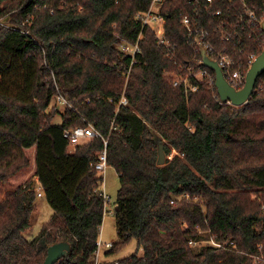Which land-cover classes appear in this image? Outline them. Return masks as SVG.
I'll return each mask as SVG.
<instances>
[{
    "label": "trees",
    "instance_id": "trees-1",
    "mask_svg": "<svg viewBox=\"0 0 264 264\" xmlns=\"http://www.w3.org/2000/svg\"><path fill=\"white\" fill-rule=\"evenodd\" d=\"M150 3L0 0V264H42L61 241L70 251L56 264H95L104 198L92 163L103 138L120 183L118 241L106 254L134 240L141 253L121 263L264 264V73L245 104L221 103L196 48L204 35L212 58L245 74L264 47V0H214L211 10L165 0L163 43L136 17ZM245 6L254 24L242 21ZM126 41L140 47L133 64ZM57 95L69 102L60 122ZM88 124L103 138L70 152L63 131ZM159 142L165 156L177 152L162 165ZM36 186L54 213L28 238Z\"/></svg>",
    "mask_w": 264,
    "mask_h": 264
},
{
    "label": "built area",
    "instance_id": "built-area-1",
    "mask_svg": "<svg viewBox=\"0 0 264 264\" xmlns=\"http://www.w3.org/2000/svg\"><path fill=\"white\" fill-rule=\"evenodd\" d=\"M206 1H207V5L205 6V8L207 10H211V8L213 7L214 0H206ZM219 1H222V2L228 1L229 3H233L234 0H219ZM240 1L243 4H245L244 3L245 0H240ZM164 3H165V0H151L150 6L148 7L147 10H145L143 12H138L136 14V17L141 21L142 27H149L150 29H152L154 34L156 35L157 39L161 43L164 42L163 35H164V25L166 22V18L161 11V8L163 7ZM220 14H221V9H216V10L211 12V15L213 17H217ZM244 15L246 16L247 20L243 19ZM241 18H242V21H244V23L248 22L250 24H252V23L254 24V22H256L257 16H256L253 8L245 6L244 7V14H241ZM182 22L186 26L188 31L191 33L192 27L190 26L189 18L187 16H183ZM236 33L237 32L235 31V34ZM196 39H198L199 42H201L204 46H206L207 50H208L209 43H205V44L203 43V41L205 39L204 35L196 36ZM196 48H198L197 43H196ZM120 49L123 52H125L131 56V64H133L136 61V55H137V53L140 52V47H139L138 41L122 42L120 44ZM253 59L250 60V63ZM218 62L220 63V65H222L223 72H224V69L226 70L224 72V76L226 77L228 82L230 84H232L234 87L240 88L244 83L245 74H242L240 70L231 71L230 67H231L233 62L226 55L221 54L220 60ZM250 63H249V65H250ZM129 70L130 69H128L126 71V75H128ZM200 74L206 75L204 70H202ZM182 82L185 83L186 79L175 78L173 80L174 85H178ZM195 88L196 87H192V89H195ZM51 104H56L57 108H59L60 106L63 108L66 106H69L68 100L65 99L64 97L60 96V95L54 96L51 100ZM118 104L119 105L127 104V99L123 94H122V97L120 98ZM63 137H65L68 140L70 145L75 146L76 144L81 143V142L86 141V140H89L93 137H102V135L92 124H88L86 126H80L79 125V126H75V127L69 128V129H65L63 131ZM103 144H104L103 149L99 152L97 160L94 163H92L94 169L97 171V174H99V175L104 172V169L108 165L107 164V151H106L107 141L104 138H103ZM36 190H37V196H41L43 194V190L41 189L40 186H36ZM102 196L104 198V212H105V211H108V210H105V204H106V202L109 201V197L107 195H105V193L103 191H102ZM95 245H96V248L94 251V261H95V264H101L102 261H100V253H101L102 247H104L106 249H110L113 246V243L112 242H102L98 236V238L95 242ZM217 245H219V244H217ZM111 264H124V263H121L118 259H115L111 262Z\"/></svg>",
    "mask_w": 264,
    "mask_h": 264
},
{
    "label": "rangeland",
    "instance_id": "rangeland-1",
    "mask_svg": "<svg viewBox=\"0 0 264 264\" xmlns=\"http://www.w3.org/2000/svg\"><path fill=\"white\" fill-rule=\"evenodd\" d=\"M198 77L200 78L199 75ZM58 111L59 114L55 115L53 118L54 122L61 121L60 114L63 112V107L60 106L58 108ZM74 147V145H69V151H73ZM175 154H177V152L172 149L171 152L166 155V159L172 158ZM100 175H102V184L100 185V188L105 193V195L109 197V201L105 204V210L108 211H105L103 215L99 239L102 242L115 243L118 241V237L116 235L113 210L115 208L116 194L120 186L119 175L114 167L109 165L106 166L104 172ZM53 213V209L47 202L45 195L42 194L41 196H36L35 206L31 214V227L29 230L24 232L26 237L33 238L34 236H36L40 232L43 223L49 220L52 217ZM205 242L206 241H202L201 243ZM106 251H108V249L102 247L100 253V261H112L115 259L124 258L135 251H138V253L140 254L141 248H138L136 242L134 240H131L122 248L111 254H106Z\"/></svg>",
    "mask_w": 264,
    "mask_h": 264
},
{
    "label": "water",
    "instance_id": "water-1",
    "mask_svg": "<svg viewBox=\"0 0 264 264\" xmlns=\"http://www.w3.org/2000/svg\"><path fill=\"white\" fill-rule=\"evenodd\" d=\"M261 30L264 32V15L259 22ZM196 43L201 56V65L208 67L214 72V85L221 103H230L232 105L245 104L251 96L255 84L260 75L264 73V47L260 53L251 61L246 73L244 83L240 88L234 87L224 76L223 67L218 60L212 58L208 53L207 47L196 39ZM164 145L158 143L157 164L162 165L165 162ZM70 251L67 242L61 241L50 245L47 248L46 256L42 264H56L62 257Z\"/></svg>",
    "mask_w": 264,
    "mask_h": 264
}]
</instances>
